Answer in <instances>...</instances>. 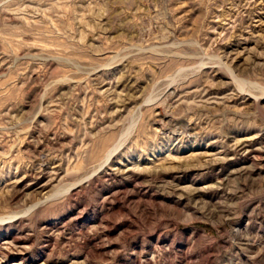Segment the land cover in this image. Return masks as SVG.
<instances>
[{
  "label": "rangeland",
  "instance_id": "rangeland-1",
  "mask_svg": "<svg viewBox=\"0 0 264 264\" xmlns=\"http://www.w3.org/2000/svg\"><path fill=\"white\" fill-rule=\"evenodd\" d=\"M0 264H264V0H0Z\"/></svg>",
  "mask_w": 264,
  "mask_h": 264
}]
</instances>
